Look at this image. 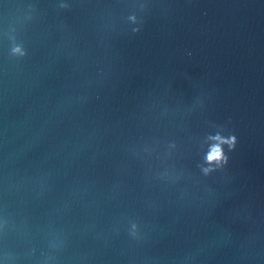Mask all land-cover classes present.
<instances>
[{
	"label": "water",
	"instance_id": "1",
	"mask_svg": "<svg viewBox=\"0 0 264 264\" xmlns=\"http://www.w3.org/2000/svg\"><path fill=\"white\" fill-rule=\"evenodd\" d=\"M0 264H264V0H0Z\"/></svg>",
	"mask_w": 264,
	"mask_h": 264
},
{
	"label": "clouds",
	"instance_id": "2",
	"mask_svg": "<svg viewBox=\"0 0 264 264\" xmlns=\"http://www.w3.org/2000/svg\"><path fill=\"white\" fill-rule=\"evenodd\" d=\"M12 54L13 55H18V56H23L25 53H24V51L22 50L21 47L17 46V47H14L12 49ZM216 139L218 141H220V143L217 144V145H214L211 148V150H210V152H209V154L207 156V162L209 164H212V163L219 164L221 161H224L225 160V158L223 156L222 148L220 147V144L227 143V144L231 145V144H234L235 143L234 139L231 140V141H229V140H221L220 137H216ZM204 171H205V173H207L209 171V169H205Z\"/></svg>",
	"mask_w": 264,
	"mask_h": 264
}]
</instances>
